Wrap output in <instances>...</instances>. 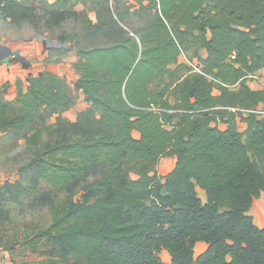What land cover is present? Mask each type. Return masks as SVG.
<instances>
[{"label":"trees","instance_id":"16d2710c","mask_svg":"<svg viewBox=\"0 0 264 264\" xmlns=\"http://www.w3.org/2000/svg\"><path fill=\"white\" fill-rule=\"evenodd\" d=\"M73 1L105 5L88 22L89 37L107 40L78 48L75 64L90 107L0 187V251L12 263L30 253L38 264H163L165 250L171 264H264L251 216L264 193V118L249 112L264 107V89L248 84L264 70V0H0V18L60 28L80 20ZM58 40L68 47L46 51L67 56L68 37ZM183 54L202 73L166 82ZM72 104L67 82L42 72L12 103L0 99V129L10 113L25 129ZM168 156L177 163L162 178ZM42 210L45 225L29 218ZM200 242L209 248L196 258Z\"/></svg>","mask_w":264,"mask_h":264},{"label":"rangeland","instance_id":"374dc122","mask_svg":"<svg viewBox=\"0 0 264 264\" xmlns=\"http://www.w3.org/2000/svg\"><path fill=\"white\" fill-rule=\"evenodd\" d=\"M40 4L44 5L43 3ZM103 7L105 5L100 6L96 1L89 3L77 2L74 4L73 9L79 13L80 20L76 21L71 19L60 28H48L43 23L38 31L28 23H22L16 27H9L4 23L2 24L3 27L13 30V34L18 40H39L41 35L46 39L43 41L45 44L46 42L59 41L58 38L60 35L68 37L69 42L67 44L72 46V51L64 57L60 54L49 52L44 62L47 67L49 65L52 66V69L58 73L59 77L67 82L69 94L73 97V104L63 114L50 118L46 124L36 121L25 129L11 128L10 121L16 116V113H10L3 118L0 129V187L5 182H16L21 179L20 170L32 157L33 152L40 149L50 140V134L56 125L63 122H77L82 112L89 109L90 105L84 101L83 95L77 92L74 87L78 78L75 64L78 61V48H90L101 45L107 40L105 38L96 39L89 37L90 28L88 19L95 21L98 8L102 9ZM110 13H113V10L110 9ZM91 26H93L92 23ZM180 64L183 65L181 68L179 65L171 66V73L166 77V82H177L189 74L197 73L199 68V61H193L191 54H183L180 58ZM248 84L253 89L263 90L264 70L250 75ZM172 158L173 156H168L161 159L157 168L160 177L165 178V175L169 172L171 165L170 159ZM131 176L136 178L135 173H132ZM60 197L64 198L65 195L61 194ZM29 218L37 222L41 221L45 225L49 222L50 215L47 210H42L30 214ZM11 258L9 252L0 251V264H38L39 261L38 254L30 253H17L15 263L10 261ZM161 259L165 262L167 261L164 256Z\"/></svg>","mask_w":264,"mask_h":264},{"label":"crops","instance_id":"0c3cea01","mask_svg":"<svg viewBox=\"0 0 264 264\" xmlns=\"http://www.w3.org/2000/svg\"><path fill=\"white\" fill-rule=\"evenodd\" d=\"M30 1L32 6L39 7L45 6L47 3L54 4L57 0ZM40 3H43L44 5ZM72 3L76 4L75 1ZM3 23L9 27H16L17 25L11 24L10 20L0 18V48H7L13 52L12 56L2 58L4 51L0 50V98L4 103L9 104L17 99L20 89L24 91L27 90L28 79L31 76H37L45 71H51L56 75H58V73L52 69V66L49 65L47 67L44 62L45 58L48 57L49 51H46L43 41L40 39L32 41L18 40L13 34V30L3 27ZM18 57H20V59ZM25 64L29 65V68H26ZM260 108L263 109L264 107L261 106ZM238 128L241 132H244L247 125L239 119ZM170 162L171 165L167 174H169L175 167L177 156H173V158L170 159ZM199 195L203 201H206V195L203 190H199ZM251 216L258 228H264V193L259 199L255 200L251 210ZM208 248V244L204 242L198 243L196 245L197 258L203 255ZM163 256L167 259L166 262L161 259ZM159 257L163 264H171L172 257L169 252L163 250L159 254Z\"/></svg>","mask_w":264,"mask_h":264},{"label":"water","instance_id":"95a60500","mask_svg":"<svg viewBox=\"0 0 264 264\" xmlns=\"http://www.w3.org/2000/svg\"><path fill=\"white\" fill-rule=\"evenodd\" d=\"M40 39L42 41H45L46 39L40 35ZM47 45L49 48H63V47H68L65 44H61L59 42H47ZM1 51H4V53L2 54V58L8 57V56H12L13 52L7 48H0ZM20 59V57H18Z\"/></svg>","mask_w":264,"mask_h":264},{"label":"built area","instance_id":"2783aa9c","mask_svg":"<svg viewBox=\"0 0 264 264\" xmlns=\"http://www.w3.org/2000/svg\"><path fill=\"white\" fill-rule=\"evenodd\" d=\"M233 58H235V56H233ZM197 73H202V69L200 67L198 68ZM249 112L257 114L259 117L264 118V109L259 108L257 110H252V111H249Z\"/></svg>","mask_w":264,"mask_h":264}]
</instances>
